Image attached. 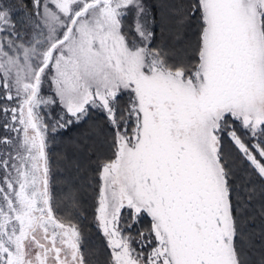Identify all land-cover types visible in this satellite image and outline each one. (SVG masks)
I'll return each mask as SVG.
<instances>
[{
	"label": "rangeland",
	"instance_id": "rangeland-1",
	"mask_svg": "<svg viewBox=\"0 0 264 264\" xmlns=\"http://www.w3.org/2000/svg\"><path fill=\"white\" fill-rule=\"evenodd\" d=\"M91 1L35 0L26 10L0 0V59L8 76L2 80L14 85L0 119L9 124L0 134V264H82L76 229L50 218L45 207L34 125L45 142V115L61 128L85 115L82 105L104 109L126 85L125 114L104 109L116 131V156L102 165L94 218L113 264H234L227 189L210 151L216 153L224 114L253 136L264 126V0H200L202 55L188 76L165 68L147 47L146 0H101L53 47L30 98L48 50ZM9 15L28 23L27 47ZM124 16L131 36L119 31ZM0 88L5 96L1 81ZM236 141L264 175L255 155ZM123 209L132 218L124 220ZM140 213L152 220L146 252L134 247L129 232Z\"/></svg>",
	"mask_w": 264,
	"mask_h": 264
},
{
	"label": "trees",
	"instance_id": "trees-1",
	"mask_svg": "<svg viewBox=\"0 0 264 264\" xmlns=\"http://www.w3.org/2000/svg\"><path fill=\"white\" fill-rule=\"evenodd\" d=\"M146 1L152 17L147 47L157 54L165 68L182 71L188 76L199 64L202 55L204 18L200 0ZM12 2L26 10L35 7V0ZM9 19L19 31V43L27 47L25 42L30 34L28 23L18 22L14 15H9ZM261 22L264 37V11ZM131 30L130 20L124 16L119 31L126 37L132 35ZM2 66L0 59V81L6 88L5 96H2L0 88V119L6 109L4 98L11 99L14 91V85H7L2 80L8 79ZM128 89L127 85L117 88L120 92H115L103 102V106L113 110L118 118L128 109L125 92ZM84 109L86 113L80 120L58 129L53 128L50 118L45 115L47 133L43 145L49 205L53 218L59 224L76 229L82 264H113L114 252L94 218L102 165L116 156V131L106 110L92 105H82L79 110ZM8 127L7 122L0 120V134ZM220 127L216 153L212 151L211 154L210 151V156L227 189L230 254L234 264H264V175L236 141L242 142L246 151H251L264 167V156L261 155L264 152V126L253 136L238 119L227 113L222 117ZM37 132L40 134L39 130ZM132 212L123 209V219L132 218ZM129 232L133 236L134 247L146 252L148 241L153 238L149 215L140 213Z\"/></svg>",
	"mask_w": 264,
	"mask_h": 264
},
{
	"label": "water",
	"instance_id": "water-1",
	"mask_svg": "<svg viewBox=\"0 0 264 264\" xmlns=\"http://www.w3.org/2000/svg\"><path fill=\"white\" fill-rule=\"evenodd\" d=\"M100 0H94V1H91V2H88L81 10H79L72 18L70 24H69V27L65 33V35L60 39V40H57L53 43V46L48 50V56H47V60L46 62L39 68V70L37 71V74H36V77H35V80H34V84H33V89H32V92H31V95H30V98L34 96L35 94V91H36V88H37V85H38V82H39V78H40V74L43 70V68L47 65L48 61H49V58H50V55H51V52H52V49L53 47L63 41L67 35L69 34L76 18L84 11L86 10L90 5H94L96 3H98ZM104 1H108V0H104ZM35 127V130H36V133H37V138H38V144H39V149H40V154H41V168H42V171H43V174H44V193H45V197H44V202H45V207L49 213V216L50 218H53V215H52V211H51V208H50V205H49V198H48V189H47V179H46V175H47V171H46V163H45V152H44V145H43V140L40 136V134L37 132V127L34 125Z\"/></svg>",
	"mask_w": 264,
	"mask_h": 264
},
{
	"label": "flooded vegetation",
	"instance_id": "flooded-vegetation-1",
	"mask_svg": "<svg viewBox=\"0 0 264 264\" xmlns=\"http://www.w3.org/2000/svg\"><path fill=\"white\" fill-rule=\"evenodd\" d=\"M101 1V0H100Z\"/></svg>",
	"mask_w": 264,
	"mask_h": 264
}]
</instances>
